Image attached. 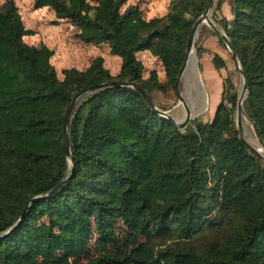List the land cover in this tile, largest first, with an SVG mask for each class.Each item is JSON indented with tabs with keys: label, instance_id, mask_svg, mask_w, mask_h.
Segmentation results:
<instances>
[{
	"label": "trees",
	"instance_id": "1",
	"mask_svg": "<svg viewBox=\"0 0 264 264\" xmlns=\"http://www.w3.org/2000/svg\"><path fill=\"white\" fill-rule=\"evenodd\" d=\"M126 1L34 0L35 8L49 7L75 27L82 43H105L121 60L115 77L97 58L83 71L63 70L62 79L49 49L23 42L14 3L0 5V236L31 198L71 173L0 238V264H41L44 249L68 259L92 240L111 244L118 223L143 241L84 264H264V164L238 137L229 77L213 119L183 130L154 113L135 89L111 87L87 97L70 119V172L62 125L72 99L112 81L136 84L152 102L153 92L175 90L190 30L210 0H171L166 16L148 21L136 6L124 9ZM231 13L220 24L246 76L243 108L264 149V0H232ZM145 51L161 62L165 83L154 72L143 78L136 54ZM211 64L225 68L217 54Z\"/></svg>",
	"mask_w": 264,
	"mask_h": 264
},
{
	"label": "rangeland",
	"instance_id": "2",
	"mask_svg": "<svg viewBox=\"0 0 264 264\" xmlns=\"http://www.w3.org/2000/svg\"><path fill=\"white\" fill-rule=\"evenodd\" d=\"M6 1H12L20 15L25 29L23 42L28 46H44L52 52L50 64L59 79L63 78V70L75 68L83 71L97 58L102 59L103 68L111 77L119 74L121 60L117 56L110 54L107 44L82 43L77 37L79 31L75 27L67 20L57 19L49 7L35 8L34 0H0V5H3ZM97 1L88 0L92 6H95ZM170 1L127 0L123 8L136 6L141 12L142 18L148 21L166 16L170 9ZM231 8L232 0H212V7L208 14L210 22L224 35L220 21L224 18L227 20L232 19ZM219 40L220 38L208 25H203L196 35L194 50L200 83H197V81L193 83L192 80L189 83L180 81L178 87L180 95L184 99V104H187L190 97L193 98L194 96L193 100L196 99L197 93L202 91L201 102L198 105L197 112L194 117H191L192 120L187 127L193 128L196 122L207 123L213 119L215 110L220 102L223 81L227 77L233 83V92L237 94L238 100L243 83L242 77L226 45L221 40V43H219ZM215 54L224 60V69L219 71L213 69L211 61ZM136 57L143 65L144 79L148 78L151 72H154L157 74L159 83L163 84L166 82L163 66L156 57L147 51L137 53ZM228 96L227 92L224 98ZM152 97L154 105L159 110L167 111L176 122L185 118V110L182 103L178 100L176 90L168 88L165 92L155 91L152 93ZM86 98L84 97L78 101L77 105L81 104ZM236 106L233 113L234 123ZM242 119L245 141L247 140L246 142L250 145L257 143L261 146L245 115L244 108H242ZM46 226V221H41L37 225L38 235L42 240L45 237ZM142 241L143 238L139 234L130 233L121 223H118L114 228V240L111 244H100L92 240L86 249L78 248L68 259H64L56 251L44 249L37 260L41 264H84L100 254L116 255L121 251H129ZM197 241V245L201 243V241Z\"/></svg>",
	"mask_w": 264,
	"mask_h": 264
},
{
	"label": "water",
	"instance_id": "3",
	"mask_svg": "<svg viewBox=\"0 0 264 264\" xmlns=\"http://www.w3.org/2000/svg\"><path fill=\"white\" fill-rule=\"evenodd\" d=\"M211 7H212V0L210 1L208 6L206 7L205 11L194 22V24L190 30V34L187 38V42L185 45L184 63L178 72L176 83H175V90H176L178 100L182 103L183 107L186 109V106L184 104V99L181 97L178 87H179V84H180V81L182 78V74L184 72V66H185V61H186L187 55L191 52L192 49H194V42H195L196 35H197L199 29L203 25H208L214 31V33L220 38V40L226 45L228 51L231 54L232 59L237 64V66L239 68V73L242 77V82H243L242 88H241L240 94L238 96L237 106H236V110H235V112H236L235 124H236V128L238 131V137L246 148H248L250 151L254 152L264 162V157L261 156L257 152V150L255 148H253L249 143H247L243 137L242 108H243V102L247 97L246 76L241 69L238 58H237L236 54L234 53V51L232 50V47H231L230 42L227 39L226 35L222 34L210 22L208 14H209ZM111 87H128V88L135 89L154 113L158 114L160 117H162L164 119L169 120L178 130L185 129L188 126V124L190 123V121L192 120L191 117L188 115V112L186 109L185 118L179 122H176L167 111L159 110L154 105V103L151 101V99L148 97V95L145 93V91L142 88L138 87L136 84H132L129 82L112 81V82H106V83H101V84L91 86L88 89H86V90L82 91L81 93H79L78 95H76L72 99V101L68 105V107L64 113V117H63V125H62L63 147H64L65 155L68 158V168H69L70 172L73 168V163H72V159H71V147H70L68 135H69V125H70V119L72 117V113H73L78 101H80L84 97H89L93 94L98 93L99 91H102L106 88H111ZM70 174L71 173H69V175L55 189L50 191L48 194L35 196V197L31 198L28 201L27 205L25 206V209H24L22 215L20 216L19 220H17L7 231H5L0 236V238H3L4 236L8 235L23 220L24 215L26 214V212H27V210L31 204L38 201L39 199H45V198H48L51 195H53V193H55L61 186H63L66 183V181L70 178Z\"/></svg>",
	"mask_w": 264,
	"mask_h": 264
},
{
	"label": "bare ground",
	"instance_id": "4",
	"mask_svg": "<svg viewBox=\"0 0 264 264\" xmlns=\"http://www.w3.org/2000/svg\"><path fill=\"white\" fill-rule=\"evenodd\" d=\"M191 80L193 83H195L196 81H197V83H200L198 75H197V58H196V53H195L194 49H192L191 52L187 55V58L185 61V66H184V72H183L182 78H181V81H185L186 83H189V81H191ZM194 86H196V84H194ZM201 88H203V87H201ZM201 97H202V91L197 93L196 99L193 100L194 96H193V98L190 97L187 104H185L188 115L190 117L195 116V114L197 112L198 105L201 102ZM186 109L184 108L185 116H186ZM242 123H243V119H242ZM251 146L253 148H255L261 156L264 157V150L261 146H259L257 143L256 144L252 143Z\"/></svg>",
	"mask_w": 264,
	"mask_h": 264
}]
</instances>
